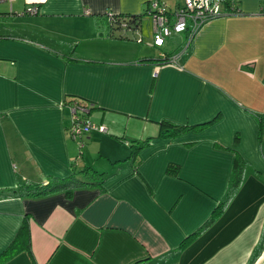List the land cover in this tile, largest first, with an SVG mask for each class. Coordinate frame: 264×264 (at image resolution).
<instances>
[{
  "label": "crops",
  "instance_id": "obj_1",
  "mask_svg": "<svg viewBox=\"0 0 264 264\" xmlns=\"http://www.w3.org/2000/svg\"><path fill=\"white\" fill-rule=\"evenodd\" d=\"M149 1L0 3V254L29 233L0 264H264V0H225L239 14L175 49L151 46ZM107 12L139 26L111 33ZM74 101L105 133L71 137Z\"/></svg>",
  "mask_w": 264,
  "mask_h": 264
},
{
  "label": "built area",
  "instance_id": "obj_2",
  "mask_svg": "<svg viewBox=\"0 0 264 264\" xmlns=\"http://www.w3.org/2000/svg\"><path fill=\"white\" fill-rule=\"evenodd\" d=\"M12 0H0V3ZM181 4L169 9L159 0L147 2L145 14L151 22V46L161 48L165 40L171 35L193 36L204 24L221 15L220 0H181ZM35 8L27 6L21 14L33 15ZM122 30H128L127 25L121 24ZM192 38V37H191ZM163 58V57H161ZM172 56L169 62H174ZM91 106H82L74 101L69 106L71 114V126L69 133L77 139L87 134L90 130L105 133L102 126H93L82 116L88 113ZM79 147H82L78 143Z\"/></svg>",
  "mask_w": 264,
  "mask_h": 264
},
{
  "label": "trees",
  "instance_id": "obj_3",
  "mask_svg": "<svg viewBox=\"0 0 264 264\" xmlns=\"http://www.w3.org/2000/svg\"><path fill=\"white\" fill-rule=\"evenodd\" d=\"M221 3V15H219L218 17L221 16H226V15H237L239 14L237 9H235L234 7L229 9L228 4L226 3L225 0H220ZM147 5V4H146ZM146 5H145V9H144V15L145 11H146ZM178 6V5H176ZM33 8H35L36 12H37V7L35 6H31ZM105 20H106V24L107 27L110 29V32H114V31H122V27L121 24L124 23L125 25H127L128 29L130 30H135L138 28L139 23H138V19L136 17H131V16H117L111 13H105ZM217 18V17H215ZM214 18V19H215ZM179 36V35H178ZM183 42L181 41V43H184V45L186 44V46L190 43V39L192 37L191 36H185L183 35ZM181 46V45H180ZM169 57H163V58H159L158 61L160 62V64H164L167 63L169 61L168 59ZM91 110V109H90ZM85 116V115H84ZM262 120V122H264V114H263V118L261 117L260 121ZM158 128H159V133L161 137H168V138H174L176 136H178L181 133L187 132L190 130V128L187 127H179V126H175L169 122L166 121H161L158 123ZM192 129V128H191ZM97 132V131H96ZM99 133V132H98ZM234 167H232V172L230 175V181H231V186H230V190H234L236 188V186L240 183L241 178H242V168L240 167V165L238 164V161H234ZM82 172H89L91 173V175L94 176H98L101 177L100 173L88 170H82ZM167 174L171 175V176H175L177 169L176 167L173 166H169V169H167ZM76 185V184H75ZM75 185L71 184V183H60L56 186H54V183L51 184V188L52 186L54 187V189L57 188H69V186H73V188H75ZM46 187L47 186H43V187H39L37 189H32L30 188V186H23L21 185L20 187H17L16 189H14L13 191H10V194L12 196H16V197H23V196H38V195H44L48 192H46ZM40 189V191L38 190ZM68 195V193H67ZM228 201V195L227 197L222 201V203L220 205H224L226 202ZM28 222L27 219L24 217L22 220V223L20 225V227L17 230V233L15 235V238L13 239V241L9 244V246H7L5 248V250H3L0 254V260L8 257V256H12L14 253H16L17 248H18V244L24 242L25 246L24 249L29 250V233H28Z\"/></svg>",
  "mask_w": 264,
  "mask_h": 264
},
{
  "label": "rangeland",
  "instance_id": "obj_4",
  "mask_svg": "<svg viewBox=\"0 0 264 264\" xmlns=\"http://www.w3.org/2000/svg\"><path fill=\"white\" fill-rule=\"evenodd\" d=\"M181 0H179V4H181ZM173 9V8H172ZM148 19H149V17H148ZM150 20V19H149ZM146 32H147V29L145 28L144 29V31H143V37H147V36H149V33H147L146 34ZM150 38H151V31H150ZM181 36L179 37V36H176V35H172L168 40H167V43H168V45H169V47H171L172 49H175L176 47H179L180 46V43H181ZM262 122V120L260 121V123ZM262 125V124H261ZM77 139H79V138H77ZM76 143L78 142V143H80L81 145L83 144V147H84V141L83 140H76L75 141ZM76 143H75V145H76ZM83 147L81 148V152H82V150H83Z\"/></svg>",
  "mask_w": 264,
  "mask_h": 264
}]
</instances>
